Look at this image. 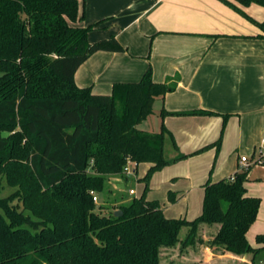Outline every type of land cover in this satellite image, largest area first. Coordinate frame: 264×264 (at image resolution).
<instances>
[{
	"label": "trees",
	"instance_id": "16d2710c",
	"mask_svg": "<svg viewBox=\"0 0 264 264\" xmlns=\"http://www.w3.org/2000/svg\"><path fill=\"white\" fill-rule=\"evenodd\" d=\"M237 1L264 6V0ZM79 7L78 0H0V173L17 187L0 198V264H161L162 249L194 245L206 227L215 228L210 247L255 259L264 246L251 245L247 232L261 199L247 194L248 170L233 180H209L203 212L192 220L168 218L159 201L145 196L98 211L94 195L129 161L136 171L150 164L142 178L148 182L172 162L168 141L174 160L187 155L165 125L138 126L177 82L155 81L150 67L140 81L114 83L110 94L76 83L93 53L126 50L115 36L90 42L104 20L75 25ZM259 25L264 31V21ZM207 113L161 111L163 117ZM169 201H176L172 192ZM256 239L264 244V233Z\"/></svg>",
	"mask_w": 264,
	"mask_h": 264
},
{
	"label": "crops",
	"instance_id": "0c3cea01",
	"mask_svg": "<svg viewBox=\"0 0 264 264\" xmlns=\"http://www.w3.org/2000/svg\"><path fill=\"white\" fill-rule=\"evenodd\" d=\"M78 1L75 25L104 20L89 33V41L115 36L126 50L93 53L77 70L76 83L92 87L94 93L110 94L114 83L140 81L150 67L155 81L177 82L173 91L155 100L154 113L144 120L146 128H139L160 131L165 125L178 151L187 155L174 160L177 151L167 142V156L174 164L164 168L180 167L188 175L184 183L171 184L177 192L198 187L204 195L209 180L217 182L248 170L247 194L259 197L261 203L247 237L254 247H263L257 241L253 244L252 237L264 233V31L259 25L264 6L228 0L246 16L226 0ZM163 109L210 113L163 117ZM242 157H247L248 166L241 163ZM144 164L147 172L150 164ZM110 177L117 187L116 177ZM169 192L167 204L186 201L188 209L185 192L175 202L169 201ZM136 194L135 190L131 195ZM188 216L186 210L167 217ZM261 253L264 249L257 257ZM257 257L254 264L264 260Z\"/></svg>",
	"mask_w": 264,
	"mask_h": 264
},
{
	"label": "rangeland",
	"instance_id": "374dc122",
	"mask_svg": "<svg viewBox=\"0 0 264 264\" xmlns=\"http://www.w3.org/2000/svg\"><path fill=\"white\" fill-rule=\"evenodd\" d=\"M146 125L145 121L139 124L140 127L142 126L145 128ZM18 130L19 128L16 129V131ZM3 135H8V133L3 132ZM168 152L169 151L167 150V155ZM172 164L170 163L169 165ZM179 170H181L180 167L174 166L162 168L155 172L148 182L142 179L146 173V165L144 163L139 165L137 173L133 171V174L128 176L124 175V173L110 175L116 177L117 180L114 182V185L116 183L117 187H115L117 189L112 186L113 183L110 182V180H113V178L109 176L106 189L102 192H97L98 202L96 203L99 206L97 209L101 213H109L119 205L129 203L134 197L145 196L148 199L159 201L163 208L166 204L164 209V214L166 216H178L181 213L185 214L186 210H188L189 216L187 219H195L203 212L205 196V192L204 195H201V190L198 189V187H194L192 190L189 188H182L187 196L188 209L186 201H183L180 204H167L170 188L174 189L172 193L176 197L181 196L183 193L181 191L177 192L176 188L171 185L176 184L177 181L180 184L186 181L185 178H187L188 175L181 173ZM16 189V186H12L8 183L6 175L0 173V198L10 196L16 191ZM130 189H135L137 194L131 195L129 193ZM19 209L21 210L22 206L19 207ZM25 212L31 214L30 210H26ZM187 231L188 228L186 227L181 230L180 238L182 240L185 238ZM214 231L215 228H202L198 233L197 241L194 245H188L187 247L182 248V242H180L175 247L162 249L161 264H242L245 260L248 261V264H254L253 254L234 255L231 253H221L219 249L215 248V251H213V249L211 250L209 241L211 240ZM256 238L252 237L253 244L256 243ZM261 258L264 259L263 253L257 257V260Z\"/></svg>",
	"mask_w": 264,
	"mask_h": 264
},
{
	"label": "built area",
	"instance_id": "2783aa9c",
	"mask_svg": "<svg viewBox=\"0 0 264 264\" xmlns=\"http://www.w3.org/2000/svg\"><path fill=\"white\" fill-rule=\"evenodd\" d=\"M241 163H243L244 165H247L248 166V164H247V157H242ZM130 164H131V162L129 161L127 163V165L125 166V168H124V175H126V176L133 174L134 169L131 167ZM231 179L233 180L234 179V176H232ZM129 193L130 194H135V189H130L129 190ZM94 201L95 202H98V196H97V194L94 195ZM255 264H264V260H261V261L255 263Z\"/></svg>",
	"mask_w": 264,
	"mask_h": 264
},
{
	"label": "water",
	"instance_id": "95a60500",
	"mask_svg": "<svg viewBox=\"0 0 264 264\" xmlns=\"http://www.w3.org/2000/svg\"><path fill=\"white\" fill-rule=\"evenodd\" d=\"M115 215H116V216H120V215H122V211H121V210H116V211H115Z\"/></svg>",
	"mask_w": 264,
	"mask_h": 264
}]
</instances>
